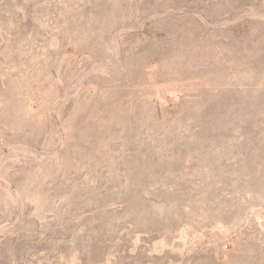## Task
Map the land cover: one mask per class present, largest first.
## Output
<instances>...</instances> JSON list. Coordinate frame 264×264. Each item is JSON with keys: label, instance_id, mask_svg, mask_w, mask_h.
I'll return each mask as SVG.
<instances>
[{"label": "rangeland", "instance_id": "rangeland-1", "mask_svg": "<svg viewBox=\"0 0 264 264\" xmlns=\"http://www.w3.org/2000/svg\"><path fill=\"white\" fill-rule=\"evenodd\" d=\"M0 264H264V0H0Z\"/></svg>", "mask_w": 264, "mask_h": 264}]
</instances>
